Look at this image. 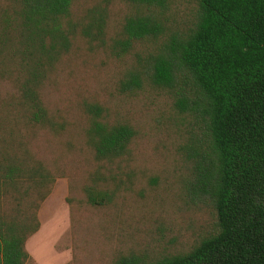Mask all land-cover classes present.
Returning <instances> with one entry per match:
<instances>
[{
  "label": "trees",
  "instance_id": "16d2710c",
  "mask_svg": "<svg viewBox=\"0 0 264 264\" xmlns=\"http://www.w3.org/2000/svg\"><path fill=\"white\" fill-rule=\"evenodd\" d=\"M77 1L17 0L14 16L0 18V264H27L26 242L40 229L39 209L64 175L37 153L32 139L61 128L42 86L70 48ZM128 1L136 11L114 48L127 52L168 35L143 73L130 72L122 89L141 87L145 75L201 127L205 145L190 156L193 185L210 198L217 225L186 252L152 261L131 253L113 264H264V0H198L197 21L183 34L168 33L166 0ZM88 111L95 157L112 162L125 155L135 129L103 120L97 104ZM105 182L94 172L86 187L91 203L114 200L116 192L102 188Z\"/></svg>",
  "mask_w": 264,
  "mask_h": 264
},
{
  "label": "rangeland",
  "instance_id": "374dc122",
  "mask_svg": "<svg viewBox=\"0 0 264 264\" xmlns=\"http://www.w3.org/2000/svg\"><path fill=\"white\" fill-rule=\"evenodd\" d=\"M17 0H0V18L14 16ZM136 11L128 0H79L70 21L75 34L48 72L42 96L57 132H40L34 149L59 176L39 209L40 229L26 242L27 264H113L135 253L146 261L190 250L217 225L210 198L195 191L193 149L202 129L190 113L180 112L170 92L145 75L141 87L123 90L130 72L143 73L159 43H137L122 52L113 40ZM198 0H166L168 33L183 34L198 18ZM97 24L104 34L98 36ZM91 27V33L86 28ZM10 89L9 84L3 89ZM132 126L128 152L112 162L95 157L87 137L93 114ZM206 147V146H205ZM94 172L101 186L116 192L102 205L89 201L86 187Z\"/></svg>",
  "mask_w": 264,
  "mask_h": 264
}]
</instances>
